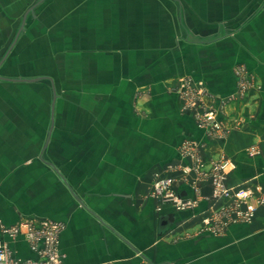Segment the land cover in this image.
<instances>
[{
	"label": "crops",
	"instance_id": "obj_1",
	"mask_svg": "<svg viewBox=\"0 0 264 264\" xmlns=\"http://www.w3.org/2000/svg\"><path fill=\"white\" fill-rule=\"evenodd\" d=\"M5 85L37 91L25 114L46 138L1 224H61L64 264H264V0H0ZM210 110L220 132L199 126ZM222 160L226 185L253 191L251 222H226L212 194ZM157 176L197 208L157 212Z\"/></svg>",
	"mask_w": 264,
	"mask_h": 264
},
{
	"label": "built area",
	"instance_id": "obj_2",
	"mask_svg": "<svg viewBox=\"0 0 264 264\" xmlns=\"http://www.w3.org/2000/svg\"><path fill=\"white\" fill-rule=\"evenodd\" d=\"M199 126L208 128L214 132H220L222 126L214 111H206L199 121ZM256 154V148L250 150ZM235 168V164L222 160L212 164L209 174L212 194L216 199H229L231 206L225 209L226 222L248 223L251 222L257 210L256 205L250 203L253 191L248 187H228L226 178L228 173ZM151 196L158 201L157 212H162L167 205L177 211H185L197 208L198 199L182 198L174 190V179L171 176H157L155 178ZM62 225L50 221H37L34 219H23L16 224H0V264H64L60 252V233ZM208 230L215 232V227H208ZM23 236L27 240L31 252L35 255L32 258L18 257L11 248L9 241Z\"/></svg>",
	"mask_w": 264,
	"mask_h": 264
},
{
	"label": "rangeland",
	"instance_id": "obj_3",
	"mask_svg": "<svg viewBox=\"0 0 264 264\" xmlns=\"http://www.w3.org/2000/svg\"><path fill=\"white\" fill-rule=\"evenodd\" d=\"M12 87L18 88V93L10 90L9 85L0 86V144L1 141L7 144L6 148L0 146V198L15 207L17 200L21 199L16 195L17 177L28 165H31L32 160L42 157L46 135L33 131L31 128L33 118L25 114L37 104V91H32L30 85L25 87L26 90L17 85ZM44 119L46 117H40V122L42 123ZM31 186V182H28L24 189L25 201L31 199ZM20 192L22 194L23 191ZM251 199L250 203H252Z\"/></svg>",
	"mask_w": 264,
	"mask_h": 264
},
{
	"label": "water",
	"instance_id": "obj_4",
	"mask_svg": "<svg viewBox=\"0 0 264 264\" xmlns=\"http://www.w3.org/2000/svg\"><path fill=\"white\" fill-rule=\"evenodd\" d=\"M175 220L176 216L173 213L161 214L158 219V235H164L173 225Z\"/></svg>",
	"mask_w": 264,
	"mask_h": 264
}]
</instances>
